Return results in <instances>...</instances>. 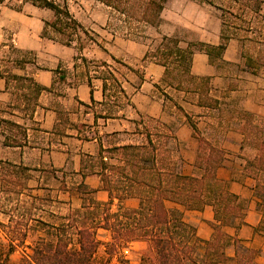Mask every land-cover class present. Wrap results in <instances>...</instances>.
<instances>
[{"label": "crops", "instance_id": "1", "mask_svg": "<svg viewBox=\"0 0 264 264\" xmlns=\"http://www.w3.org/2000/svg\"><path fill=\"white\" fill-rule=\"evenodd\" d=\"M258 1L257 10L253 4L243 9V0H168L161 23L148 26L145 36L136 40L113 33L107 26L101 28L98 33L103 42L94 43L96 48L88 54L108 63L126 98L114 93L108 79L103 93L98 69L88 70L85 63H79L82 56L88 58L87 53H79V58L72 45L42 35L44 21L53 16L51 10L28 0H0V119L4 120L0 121V160L27 167V188L37 198H45L49 207L45 211L61 219L81 208L88 196L98 202L109 199L100 177L83 168L82 159L96 156L101 147L140 143L141 118L157 119L174 127L183 174H202L195 165L201 140L224 151L216 176L237 195L242 216L233 224L219 225L212 205L193 210L166 201V206L180 208L199 238L211 239L217 224L243 247L256 250V262L264 264V197L257 195L255 179L245 170L246 157L254 154L248 155L243 134L231 126L241 112L264 117V68L251 72L242 56L247 48L264 50V0ZM223 27L229 39L221 57L211 63L203 50L196 49L192 55L191 74L209 77L206 92L186 93L167 85L164 66L143 60L153 48L149 41L158 42L163 35L182 38V46L189 41L218 45ZM182 31L191 37H181ZM114 59L133 70L122 66L125 70L119 71ZM10 74L32 78L45 88L32 112L27 108L28 81L17 87L10 78L7 84ZM198 99L203 103L198 104ZM81 183L91 190L90 195L78 190ZM45 192L52 195L45 197ZM116 205L114 199L112 207ZM123 205L136 208L138 199L127 198ZM234 251V244L227 246L228 259L220 264H236Z\"/></svg>", "mask_w": 264, "mask_h": 264}, {"label": "trees", "instance_id": "2", "mask_svg": "<svg viewBox=\"0 0 264 264\" xmlns=\"http://www.w3.org/2000/svg\"><path fill=\"white\" fill-rule=\"evenodd\" d=\"M28 1L53 12L52 18L44 21L42 35L47 36V30L51 28L65 40L61 43L71 45L80 23L66 1L63 4L55 0ZM95 1L110 8L118 21L115 26L109 23L107 27L113 33L134 40L144 37L148 26L156 27L161 23V13L168 2ZM250 4L257 10L260 8L258 0H243V9ZM228 39L224 27L218 45L199 42L182 46L178 36L163 35L154 48H149L143 60H153L164 66L163 82L167 85L186 93H202L208 89L209 77L191 74L192 55L196 49L203 50L212 63L214 58L221 57ZM242 56L251 72L257 73L264 68L263 49L252 52L247 48ZM82 60L86 61V58L82 57ZM115 61L133 70L122 61ZM108 66L106 61H95L96 68L103 67L96 75L103 80V93L106 95L108 79L115 94L120 93L128 98L118 76ZM10 78L15 80L17 87H22L24 81H28L30 102L27 108L32 112L37 105V97L45 88L32 78L12 74L6 76L7 84ZM59 78L62 79V75ZM197 103L203 102L198 99ZM178 108L181 110L180 106ZM239 116L242 124L238 129L244 136V143L254 149V155L246 157L245 170L255 179L257 195L264 197V117L257 120L248 112H241ZM140 123L142 128L137 127V131L143 135L140 143L101 147L96 156L88 154L82 159L83 168L100 177L103 189L108 192V201L98 202L88 196L81 208L62 216L59 223H48L32 217V207H26L20 199L27 189V167L0 160V193L12 192L17 201L14 207L16 214L0 206V212L6 214L9 220L8 224H3V232L8 240L0 239V264H114L111 260L113 254L137 241L147 243L140 264H220L228 259L225 249L230 244L235 246L236 264H258L255 260L256 250L243 247L238 239L219 228V225L233 224L236 217L242 216L237 195L230 192L227 183L216 176V170L224 159V151L201 140L195 165L203 172L200 176L186 175L180 170L182 159L178 153L179 143L174 127L151 117L141 118ZM189 123L196 131V125L191 121ZM78 190L87 195L91 192L83 183L78 185ZM127 198H137L138 206L125 207L123 201ZM114 199L117 200L115 208L112 207ZM166 201L193 210L212 205L214 218L219 225H213L211 239L199 238L195 227L183 219L182 210L167 207ZM18 202L22 204L21 207ZM28 220L34 221L35 228L43 234L28 246L30 253L23 251L21 257L15 260L12 255L16 247L24 246L27 229L31 228ZM99 230L109 233L107 241H101ZM100 245H104L106 258L97 257Z\"/></svg>", "mask_w": 264, "mask_h": 264}, {"label": "rangeland", "instance_id": "3", "mask_svg": "<svg viewBox=\"0 0 264 264\" xmlns=\"http://www.w3.org/2000/svg\"><path fill=\"white\" fill-rule=\"evenodd\" d=\"M60 4H63L64 1H66L69 9L75 16V18L80 23V28L78 29L77 35H74L71 40V45L75 48V51L78 52L77 57H81L79 53H87L88 58H86V61L80 60V64H86V68L88 70H95L101 71L103 68H96L95 67V61L96 58L92 56L91 53L88 54L89 50L91 48H96L94 43L100 44L103 42V38L101 34L98 32L102 31L101 28H104L105 26H108L109 23L112 24V27L115 26L118 21L116 20L115 16L111 13L110 9L105 8L104 5L99 4L95 0H55ZM105 23L104 26H102ZM47 36L52 37L53 40L58 42H65L62 36L54 33L51 28H48L47 30ZM181 37H191L190 34H188L185 31L181 32ZM182 39V38H181ZM158 42L149 41V45H151L153 48L157 45ZM190 44H197L199 42H192L189 41ZM14 55H18L19 52H13ZM28 59H31L32 56L29 54H26ZM84 57V56H82ZM81 57V58H82ZM115 67L119 69V71H124L125 69L117 62L114 61ZM257 120H260L262 118H256ZM242 124V120L236 119L232 122V127L239 128ZM224 128L227 126L222 124ZM217 139V138H216ZM216 140H214L215 142ZM250 153L248 155H252L254 153L253 148H249ZM179 151V150H178ZM10 189H12L10 187ZM34 192H31L29 188H27L24 193L20 196V199L26 207L31 206V213L33 214L32 217L40 218L43 221H46L48 223H59L61 220L56 216L52 215L51 213L45 211L46 209H49V207L46 208L47 202L43 201L45 198H37L34 199L33 197H36V194H33ZM45 197H48V195H52V192H45ZM54 195V194H53ZM14 193H0V206L6 207V209L9 210L10 213H15L14 207L17 203L15 199ZM20 204V205H19ZM18 205L21 207V203L18 202ZM46 205V206H45ZM22 210V209H20ZM8 216L6 214H3L0 212V239L7 241L8 237L3 232V224H8ZM28 225H30V229H27V236L24 242V246L16 247V251L12 255V258L17 260L21 255L24 253L23 251L30 253V249L28 246L32 245L34 241L38 238L39 235H42L43 233L39 231L37 228H35V222L28 220ZM99 237L101 241H107L109 238V233L104 230H99ZM137 242H144V241H137ZM145 246H142L139 243L132 242L128 246L122 247V249L118 250L113 254L111 257V260L114 264H140L141 262V255L146 251L147 249V243L144 242ZM27 246V247H26ZM97 257L99 258H106L107 254L105 252L104 245H100L98 251H97Z\"/></svg>", "mask_w": 264, "mask_h": 264}]
</instances>
